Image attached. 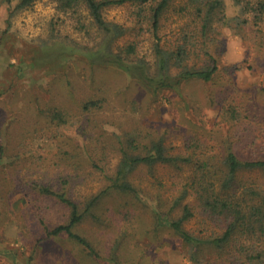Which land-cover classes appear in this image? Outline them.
Segmentation results:
<instances>
[{"label": "rangeland", "instance_id": "rangeland-1", "mask_svg": "<svg viewBox=\"0 0 264 264\" xmlns=\"http://www.w3.org/2000/svg\"><path fill=\"white\" fill-rule=\"evenodd\" d=\"M222 1L225 18L192 40L203 50L197 46L191 54V64L202 67L208 50L219 71L209 82L153 92L119 68L89 64L81 50L100 38L77 29L74 16L54 0L23 7L0 0V264H236L237 240L222 248L193 246L161 222L188 203L193 216L184 222L186 231L206 239L225 229L221 216L197 205L192 164H139L127 176L131 193L109 189L107 179L120 147L130 142L142 148L161 140L168 154L185 158L193 151L221 157L230 146L240 159L264 160V15L255 17L258 0L245 6ZM172 9L159 31L169 44L186 23L195 25ZM104 16L129 27L119 44L134 38L133 7H111ZM149 37L143 35L139 47L147 59ZM53 109L64 123L51 124ZM238 177L240 188L264 191V171ZM36 184L64 189L82 206L98 197L93 214L73 229L94 251L67 234H46L65 224L70 210L39 194ZM252 236L246 243L264 248V236Z\"/></svg>", "mask_w": 264, "mask_h": 264}, {"label": "trees", "instance_id": "trees-1", "mask_svg": "<svg viewBox=\"0 0 264 264\" xmlns=\"http://www.w3.org/2000/svg\"><path fill=\"white\" fill-rule=\"evenodd\" d=\"M2 1L6 3L16 1L18 7H23L35 0ZM54 1L58 10L69 12L74 16L77 29L85 31L90 36L95 32L100 38L99 40L93 38V45H85L81 50L87 56L86 61L89 64L119 68L148 90L157 92L163 89H176L189 80L209 82L219 71L216 58L207 52L208 50L203 51L208 63L206 64L204 59L202 67L191 64V54L193 53L192 48L201 46L199 41H196L194 45L192 40L205 36L212 27L213 20L225 18L222 0H181L178 7L173 6L175 0ZM233 1L243 6L249 3V0ZM121 5L133 7L136 19V24L132 28L134 38L123 44H119V41L125 37L129 27L109 21L104 16L108 8ZM171 8L183 17L191 16L195 25L191 26L186 23L179 32H176L177 37L172 41L174 43L169 44L168 41L159 37V31L163 17ZM79 9H84L87 12L86 15H82ZM254 10L256 11L255 17L263 16L264 0H258ZM193 33L196 34L193 36ZM145 34H149V38H152L149 49L151 59H147L146 54L141 53L139 49L142 36ZM47 116H50L52 125L53 120L65 122V116L57 109L49 111ZM179 161L193 165L190 175L197 205L205 212L221 216L225 221V229L220 235L206 239L186 231L183 228L184 222L193 216V210L188 203L183 205L180 214L175 218L169 216L173 209L169 210L161 220L162 224L168 226L183 241L193 246H198L200 243H211L222 248L230 241L237 240L231 252L234 263L264 264V248L246 243V237H253L254 234L259 238L264 236V191H254L246 184L240 188L237 184L239 173L243 171H264V160L240 159L230 146L226 148L221 157L216 153L197 155L193 151L189 157L185 158L168 154L161 140L153 141L142 148L134 142L126 145L124 143L120 147V157L115 172L107 176L110 181L109 189L126 193L133 192L135 189L127 181V176L139 164L152 165L156 162L177 164ZM35 187L39 194L55 197L70 210L67 222L46 230V234L48 236L67 234L81 245L90 248L87 240L75 234L73 229L87 215L93 214L92 206L97 202L98 197H91L82 206L69 198L68 191L66 193L64 189L56 190L50 185L43 184H36ZM179 200L180 198L174 204L177 205ZM241 236H244V241L240 240ZM90 249L94 251L93 248Z\"/></svg>", "mask_w": 264, "mask_h": 264}]
</instances>
